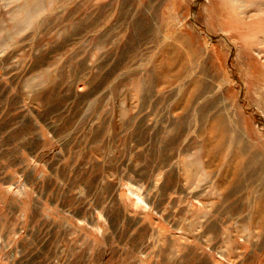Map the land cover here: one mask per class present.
<instances>
[{"label":"rangeland","instance_id":"1","mask_svg":"<svg viewBox=\"0 0 264 264\" xmlns=\"http://www.w3.org/2000/svg\"><path fill=\"white\" fill-rule=\"evenodd\" d=\"M241 2L0 0V264H264Z\"/></svg>","mask_w":264,"mask_h":264},{"label":"bare ground","instance_id":"2","mask_svg":"<svg viewBox=\"0 0 264 264\" xmlns=\"http://www.w3.org/2000/svg\"><path fill=\"white\" fill-rule=\"evenodd\" d=\"M220 1L223 2V3L236 5V7L237 6L240 7L242 5L241 1H243V0H220ZM255 1L258 2V3H263L264 2L263 0H255ZM256 12H257V14H261L263 12V8H262L261 5L256 6ZM217 119L219 121L217 127L219 128V132H221L220 133L221 136H223V135H225L227 133V126H228L227 121H226L225 117L221 113L218 114V118ZM214 131H216V130H214ZM232 131H234V130L232 129Z\"/></svg>","mask_w":264,"mask_h":264}]
</instances>
